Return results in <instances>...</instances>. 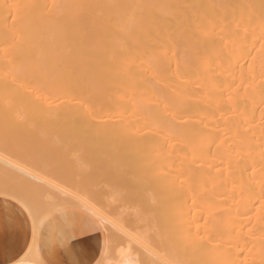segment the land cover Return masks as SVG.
<instances>
[{"label":"bare ground","instance_id":"obj_1","mask_svg":"<svg viewBox=\"0 0 264 264\" xmlns=\"http://www.w3.org/2000/svg\"><path fill=\"white\" fill-rule=\"evenodd\" d=\"M3 148L43 160L0 195L85 211L98 264H264V0H0Z\"/></svg>","mask_w":264,"mask_h":264},{"label":"crops","instance_id":"obj_2","mask_svg":"<svg viewBox=\"0 0 264 264\" xmlns=\"http://www.w3.org/2000/svg\"><path fill=\"white\" fill-rule=\"evenodd\" d=\"M34 252L32 260L28 254ZM102 244L88 214L57 210L33 229L29 212L0 195V264H98Z\"/></svg>","mask_w":264,"mask_h":264},{"label":"rangeland","instance_id":"obj_3","mask_svg":"<svg viewBox=\"0 0 264 264\" xmlns=\"http://www.w3.org/2000/svg\"><path fill=\"white\" fill-rule=\"evenodd\" d=\"M3 149H4V150H3V151L1 150V152H0V158L2 157L1 159L6 160V159L8 158V156H10L11 160H14V161L9 160L10 163H18V162H19V163L22 164V162H23L25 165H28V164L35 165V164H36V165H37V169H38V168H39V169H38V170L35 169V171H38V173H39L40 170H42V166H41V163H42L41 160H43L42 156H38V158H39L40 160H39L37 157H35V161L30 160V162H29V161H28V158H25V157H23V156H19V157L16 156V157H15V155L11 154V153L8 151V150H9L8 148H7V149H6V148H3ZM3 152H4V154H3ZM9 153H10V154H9ZM6 154H7V155H6ZM2 155H4L6 158H3L4 156H2ZM12 156H13L14 158H13ZM40 157H41V158H40ZM10 158H9V159H10ZM12 158H13V159H12ZM18 158H19V159H18ZM15 159H17L18 162H16ZM24 159H25V160H24ZM20 160H21L22 162H20ZM37 160H38L39 162H38ZM6 162L8 163V160H6ZM35 162H37V163H35ZM25 165H24V166H25ZM29 166H30V165H29ZM0 180H2V179L0 178ZM2 196H4V195H2ZM7 197H8V196H7Z\"/></svg>","mask_w":264,"mask_h":264}]
</instances>
